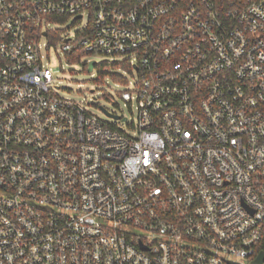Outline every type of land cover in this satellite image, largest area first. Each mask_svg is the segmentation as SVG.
I'll use <instances>...</instances> for the list:
<instances>
[{"label": "built area", "instance_id": "2783aa9c", "mask_svg": "<svg viewBox=\"0 0 264 264\" xmlns=\"http://www.w3.org/2000/svg\"><path fill=\"white\" fill-rule=\"evenodd\" d=\"M41 38L68 61L119 56L133 78L106 96L129 117L60 95ZM259 252L264 0H0V264Z\"/></svg>", "mask_w": 264, "mask_h": 264}, {"label": "rangeland", "instance_id": "374dc122", "mask_svg": "<svg viewBox=\"0 0 264 264\" xmlns=\"http://www.w3.org/2000/svg\"><path fill=\"white\" fill-rule=\"evenodd\" d=\"M58 28L68 34H73L75 31L69 21ZM40 43L42 44L41 51L48 56L44 62L53 74L54 85L58 87L57 92L60 95L82 102L89 111L104 120L111 121L106 117L102 108L129 117L127 108L119 98L115 96L114 99H110L106 96L107 92L112 93L113 90L122 89V86L116 83L109 72L127 76L129 79L133 78L123 71L119 56L85 53L78 61L69 62L64 54L53 47L46 49L44 38H41ZM89 60H94L96 63L90 71L87 68ZM115 101L119 106L115 104Z\"/></svg>", "mask_w": 264, "mask_h": 264}, {"label": "water", "instance_id": "95a60500", "mask_svg": "<svg viewBox=\"0 0 264 264\" xmlns=\"http://www.w3.org/2000/svg\"><path fill=\"white\" fill-rule=\"evenodd\" d=\"M93 64H94V61H90L88 63V67L87 68H88L89 71L92 69ZM263 259H264L263 252H259V254H258L257 258L254 260V262L261 263L263 261Z\"/></svg>", "mask_w": 264, "mask_h": 264}, {"label": "trees", "instance_id": "16d2710c", "mask_svg": "<svg viewBox=\"0 0 264 264\" xmlns=\"http://www.w3.org/2000/svg\"><path fill=\"white\" fill-rule=\"evenodd\" d=\"M84 54H85V53H82L80 56H77V58H75V60L69 57V61H70V62L78 61V59H80V57H81L82 55H84ZM71 57L74 58L73 55H72ZM109 74H110V76H111L112 78H117V77H118V74H115L114 72H109ZM262 247H263V246H262Z\"/></svg>", "mask_w": 264, "mask_h": 264}]
</instances>
